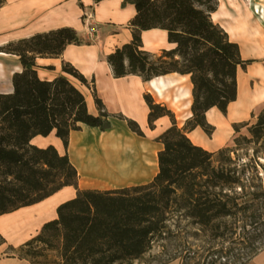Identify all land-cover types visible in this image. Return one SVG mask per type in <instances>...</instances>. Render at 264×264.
Segmentation results:
<instances>
[{
	"label": "trees",
	"instance_id": "1",
	"mask_svg": "<svg viewBox=\"0 0 264 264\" xmlns=\"http://www.w3.org/2000/svg\"><path fill=\"white\" fill-rule=\"evenodd\" d=\"M127 4L136 11L129 23L133 39L107 57L114 77L134 75L150 82L179 74L189 76L193 85L192 116L183 128L171 110L145 95L149 127L154 129L162 117L172 123L158 138L163 145L159 173L148 185L80 190L78 171L67 154L32 144L34 138L55 132L67 148L70 134L82 125L101 131L110 128L111 115L103 102L96 97L100 114L92 115L85 95L68 78L88 84L73 65L63 63L62 74L52 81L39 77L38 59L61 58L68 46L84 43L75 29L39 33L1 49L18 57L22 70L13 75V92L0 93V216L40 203L65 187L77 190L38 235L9 249V254L31 264L142 263L157 242L181 230L183 221L196 234L225 238L229 229H245L252 208L262 210L256 219L263 216L264 183L257 168L262 165L252 160L240 164L232 158L231 147L210 152L188 136L197 128L207 135L214 132L207 112L213 108L227 112L238 97V71L247 64L239 44L211 19L218 0H125L123 6ZM153 29L166 31L175 48L161 54L144 50L142 33ZM128 124L144 136L136 122ZM249 132L256 141L264 139V113ZM250 218L254 224V216ZM222 252L223 257L230 254ZM253 253L240 264H248Z\"/></svg>",
	"mask_w": 264,
	"mask_h": 264
},
{
	"label": "crops",
	"instance_id": "2",
	"mask_svg": "<svg viewBox=\"0 0 264 264\" xmlns=\"http://www.w3.org/2000/svg\"><path fill=\"white\" fill-rule=\"evenodd\" d=\"M124 1L3 0L0 6V93L13 92V75L22 70L18 57L2 52L1 49L7 44L64 27L75 29L84 41L81 45L68 46L61 58L38 59L39 77L52 81L62 74L63 63L73 65L86 77L88 84L82 85L68 78L85 95L92 115L100 114L96 97L103 102L105 111L111 115L110 128L101 131L82 125L79 131L70 134L67 148L55 132L48 137L38 136L32 141L38 148L53 146L61 155L69 156L78 171L80 190L116 191L144 186L158 175V156L163 149L158 138L172 123L169 117H162L156 121L154 129L149 127L150 110L145 95L150 94L155 103L166 106L176 115L185 111L188 113L186 119L192 115L193 85L189 76L170 74L150 82H144L134 75L121 79L114 77L107 57L133 39L129 23L136 11L131 4L123 6ZM218 2V10L211 16L213 22L229 35L231 41L239 44L243 60H246L247 54H259L262 21L250 19L256 16V10L264 7V3L252 1L253 6L248 8L237 0ZM92 10L99 31L90 39L83 16ZM249 23L252 35L241 37L240 31L247 30ZM142 40L144 50L153 54L175 48V45L169 44L167 32L160 29L143 32ZM243 42L252 43L251 53L247 52V45ZM48 67L53 69L49 70ZM252 69L254 71L257 68ZM259 70L264 73V69ZM260 72L249 74V79H258L261 77ZM5 76L7 81L1 80ZM172 91H175L174 94ZM255 100L256 96H242L238 84L237 100L229 105L227 116L217 108L207 112V120L215 126V136L219 137V146L215 150L223 146V132L232 124L245 120ZM129 120L138 124L144 136L131 130ZM178 125L181 126L179 122ZM200 132L203 131L197 128L188 136L191 138L200 135ZM194 144L211 150L204 143ZM76 195L74 187H65L40 203L0 216V236L4 240L0 245V264H31L9 254V249L19 248L38 235L47 222L57 218L58 207ZM251 264H264V251Z\"/></svg>",
	"mask_w": 264,
	"mask_h": 264
},
{
	"label": "rangeland",
	"instance_id": "3",
	"mask_svg": "<svg viewBox=\"0 0 264 264\" xmlns=\"http://www.w3.org/2000/svg\"><path fill=\"white\" fill-rule=\"evenodd\" d=\"M237 1L242 5L245 4L248 8L253 6L251 3L252 1L264 3V0ZM263 8L256 10V16L250 19V21L252 20L255 22H258V20L262 21L263 34L261 36V42H259L260 52H258L259 54L257 55L254 54L255 56H252L253 54H247L248 57L246 60L244 59L247 64L238 71V84H240V92L242 93V96H256V103L250 107L249 115L245 120L232 124L227 131L223 132V139L221 140L223 142V146L219 149L215 150V147L219 146V137L215 136L216 128L213 125L212 126L215 130L211 135H207L201 129L203 132H200V135L191 136L190 138L194 143H204L206 147L211 148V150L205 148L210 152H217L220 149L231 147L234 151L232 153V158L240 164L252 160L253 162L258 161L262 167H264V139L256 141V139H254L252 134L249 132V128L254 126L258 121L259 115L264 113V73L259 70L260 68L264 69ZM91 12H93V10ZM252 25L253 24H251V26ZM251 30L252 29L250 28L249 23L247 30L242 29L240 31V36H251ZM243 44L247 45V52L251 53L250 50L252 43L243 42ZM253 67H256L257 69L253 71ZM259 72L261 73V77L258 76V79H249V74H258ZM1 80L7 81V77H2ZM74 82L76 83L75 80ZM174 92L175 91H172V94H174ZM187 115L188 113L186 111L181 114H175L177 124L179 122L181 125H178L179 128H183L187 119L192 116L191 115L186 119ZM224 115L227 116V112ZM235 126H239L237 129L238 132L235 130ZM235 140L237 141L235 142ZM262 167L258 165L257 168L259 179H261L264 183V169ZM259 181L256 180L255 182L259 183ZM256 208H252V210L248 213L249 220L246 224L247 228L246 226L245 229L238 227L237 231L234 232L229 229L226 231L227 234L225 238L218 237L219 234L216 233L201 232L196 234L193 228L186 227L187 221H183L181 230H173L174 233L172 236L170 235L167 240L157 242L154 245L153 250L146 255L142 263L136 264H240L248 260L254 252L256 255L252 257L248 263L251 264L253 260L264 251V213L262 217L256 219L255 217L262 214V210L258 209V207ZM250 217L254 219L252 220L254 224H251ZM243 239L246 242L245 244L241 242ZM1 242L2 241L0 239V244ZM256 248L258 250H254ZM223 250H227V252L230 253L229 256L223 257Z\"/></svg>",
	"mask_w": 264,
	"mask_h": 264
},
{
	"label": "built area",
	"instance_id": "4",
	"mask_svg": "<svg viewBox=\"0 0 264 264\" xmlns=\"http://www.w3.org/2000/svg\"><path fill=\"white\" fill-rule=\"evenodd\" d=\"M84 25L86 32L90 39H92L95 35H97L99 28L95 23L94 13L93 12H86L84 14Z\"/></svg>",
	"mask_w": 264,
	"mask_h": 264
}]
</instances>
